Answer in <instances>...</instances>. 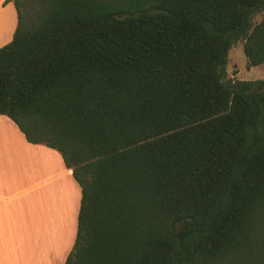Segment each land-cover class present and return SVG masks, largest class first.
Listing matches in <instances>:
<instances>
[{"label": "trees", "instance_id": "16d2710c", "mask_svg": "<svg viewBox=\"0 0 264 264\" xmlns=\"http://www.w3.org/2000/svg\"><path fill=\"white\" fill-rule=\"evenodd\" d=\"M0 116L81 188L65 264H264V0H11Z\"/></svg>", "mask_w": 264, "mask_h": 264}, {"label": "crops", "instance_id": "0c3cea01", "mask_svg": "<svg viewBox=\"0 0 264 264\" xmlns=\"http://www.w3.org/2000/svg\"><path fill=\"white\" fill-rule=\"evenodd\" d=\"M16 27L14 3L0 0V48L12 41ZM59 178L71 181L73 190L50 192ZM81 197L62 156L28 143L0 116V264H65L77 235Z\"/></svg>", "mask_w": 264, "mask_h": 264}, {"label": "rangeland", "instance_id": "374dc122", "mask_svg": "<svg viewBox=\"0 0 264 264\" xmlns=\"http://www.w3.org/2000/svg\"><path fill=\"white\" fill-rule=\"evenodd\" d=\"M263 19L264 12H261L255 17L254 24L260 23ZM226 79L231 81H254L264 79V66L262 65L252 69L247 68V58L244 53L243 44L238 43L230 50ZM54 151H56L57 154H60L57 150ZM70 184H72V187L74 186L71 181L68 183V181L64 179H56L52 184H50V192L55 191L56 194L61 192L62 195L66 193L67 189L71 191L73 190Z\"/></svg>", "mask_w": 264, "mask_h": 264}]
</instances>
